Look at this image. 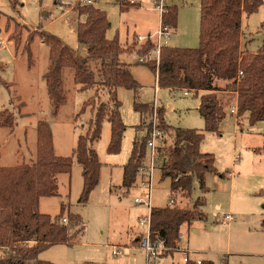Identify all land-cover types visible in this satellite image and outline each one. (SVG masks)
<instances>
[{"label":"rangeland","instance_id":"1","mask_svg":"<svg viewBox=\"0 0 264 264\" xmlns=\"http://www.w3.org/2000/svg\"><path fill=\"white\" fill-rule=\"evenodd\" d=\"M84 1L0 0V40L5 42L0 46V65L4 69L1 76L11 86L9 89L0 86V113L8 109L16 116L13 129L0 127V168H13L36 160L40 121L48 122L51 127L55 154L72 158L79 137L88 133L90 122L95 117L96 110L94 105H88L89 101L95 99L93 104L97 105L109 102L105 93L100 94L99 101L95 88L80 91L74 81V70L67 68L63 71L67 102L55 115L43 78L49 67L50 51L38 28L85 57L87 50L78 42L77 28L87 17L74 8L93 6L108 16L111 27L107 38L118 39L124 48L121 60L130 66L141 87L138 101L153 107L156 102V108L164 106L169 126L203 132L205 140L201 152L215 157L218 173H209L205 179L209 192L204 194L195 180L191 198L182 194L175 197V206L180 208L194 207L199 204V198L206 199L202 211L207 220L193 222L190 229L185 226L181 232L182 243L189 248L191 257L210 260L214 264H264V123L251 125L247 115L238 118V114H233L231 107L225 104L227 115L220 126V134L206 132L204 119L198 111L202 94L185 97L182 93L174 95L168 89H157L155 74L145 65L158 60L155 48L146 52L145 45L148 40H155L160 30V13L153 10L148 2L143 7L131 4L130 8L122 10L115 0H89L93 2L91 5ZM166 4L167 8L176 7L178 11L177 28L173 29L168 45L198 48L201 0H166ZM15 27L23 34L17 51L15 42L11 40ZM242 33V47L247 51L256 53L264 47V0L258 13L244 18ZM29 36L34 37V41L26 47ZM140 58L144 63H140ZM117 96L126 126L121 151L115 155L108 153L111 125L105 120L101 139L93 145L102 164L100 180L87 203H80L82 166L76 160L70 174L57 176L58 195L42 198L40 212L55 217L65 205L66 218L68 214H74L81 220L70 226L73 244L54 246L40 255L41 260L53 264H147V254L141 243L148 232V224L142 225V221L149 217L150 209L135 203V199L143 194L141 175L138 174L135 185L130 189L123 187V177L134 141L145 138L147 129L154 122L160 124V118L153 110L142 120L141 114L134 109L133 91L120 87ZM164 131L166 140L156 158L152 191L155 209L170 206L172 199L171 179L164 178L162 166L164 155L173 142L170 134ZM150 160L151 150L147 148L142 166H149ZM228 214L235 217L234 222L222 219ZM114 249L122 250L125 256H114ZM182 258V253L165 254L152 259L149 264H184Z\"/></svg>","mask_w":264,"mask_h":264},{"label":"trees","instance_id":"2","mask_svg":"<svg viewBox=\"0 0 264 264\" xmlns=\"http://www.w3.org/2000/svg\"><path fill=\"white\" fill-rule=\"evenodd\" d=\"M115 1L122 10L130 8L131 4L125 0ZM262 6L263 0H201L200 46L164 47L159 60L145 64L156 75L160 89L187 90L196 97L203 93L198 111L204 119L206 132L220 134L221 123L226 118L221 93L237 95L238 118L248 115L251 125L264 123V47L256 53L242 47L243 20L258 13ZM74 10L87 17L77 28L78 42L88 49L87 57H82L57 37L38 28L43 43L50 51L49 67L43 78L54 113L57 115L67 102L63 81V71L67 68L74 70V81L80 91L95 88L99 101L100 94L105 93L109 102L97 105L93 104L95 99L89 101L88 105H94L96 110L95 117L90 122L88 133L79 137L72 158L55 154L51 127L48 122L40 121L37 127L36 160L13 168H0V264H53L41 260L40 255L54 246L73 244L74 236L70 235V226L79 222L81 217L68 214L66 218L65 205H62L61 213L55 217L42 214L39 210L40 200L58 195L57 176L70 174L73 161L76 160L82 166L80 203L88 202L100 180L102 164L93 145L101 139L105 120L111 125L108 153L118 154L122 148L126 126L121 116L118 89L125 87L134 92V109L141 114L142 120L145 114L154 110L151 104L138 101L141 87L133 77L130 66L121 60L125 52L119 40L107 38L111 27L107 14L93 6H76ZM42 16L46 17L45 12H42ZM177 16V8L169 6L162 16V25L176 29ZM24 29L28 31L27 27ZM22 39V31L15 27L11 40L15 42L16 51ZM33 41L34 37L29 36L26 47ZM145 48L148 52L155 46L148 40ZM3 71L0 65V86L9 89L11 86L2 79ZM157 112L160 118L158 128L166 130L173 142L164 155L162 168L164 178L171 179V197L182 194L191 198L195 180L199 182L203 193H208L206 175L218 171L214 155L201 152L205 134L196 129L169 126L163 106ZM15 124L14 113L8 109L0 113V127L13 129ZM151 130L147 129V136L133 143L131 157L124 166L123 187L126 189L132 188L137 181L139 169L146 158ZM198 201L199 204L194 207L187 205L184 208L168 206L152 209L151 240L165 247L167 255L179 251L184 225L207 220L202 211L206 199L202 197ZM262 226L264 228V221ZM202 264L214 263L202 260Z\"/></svg>","mask_w":264,"mask_h":264},{"label":"built area","instance_id":"3","mask_svg":"<svg viewBox=\"0 0 264 264\" xmlns=\"http://www.w3.org/2000/svg\"><path fill=\"white\" fill-rule=\"evenodd\" d=\"M128 3L132 5H141L143 7V4L148 2L151 4L153 10H156L161 15V20L163 14L166 12V0H125ZM85 4L91 5L93 2L89 0L84 1ZM173 29L163 26L161 22L160 30L155 35V40H152L154 46H155V52L158 54V60L160 56L161 49L164 47H168V42L171 39V36L173 34ZM143 39H146L147 37H142ZM5 45V42L3 40H0V46ZM141 59V58H140ZM140 63H144V59L140 60ZM242 75V73H240ZM172 94L176 95L177 93H182L185 97H189L192 93H190L187 90H175L170 91ZM154 110L157 111L158 108L156 102L154 103ZM232 113H237V108H232ZM159 124H156L154 122V125L152 123L151 132H150V138L148 140L147 148L151 150V160L150 165L145 167L142 166L139 169V175H141V182H140V188L143 189V194L135 199V203L137 205H145L150 209V215L151 211L153 209L152 207V191L154 188V175L156 171V158L159 157V149L161 145L165 144L166 140V133L165 131L158 128ZM163 167V166H162ZM176 201L175 197H172L170 201V206H175ZM150 215L149 217H146L142 221V225L148 224V232L143 237L141 248L145 250L147 254V264L150 263V261L153 259L160 258L162 255H165L168 251L165 247H163L161 244L153 243L151 240V234H150ZM223 220H226L228 223L234 222L235 217L231 214L225 215V217L222 218ZM67 222V220H64ZM179 251L177 253L183 254V262L189 263V262H196V264H202V260L199 259H193L191 257V252L184 250L181 248V237L179 240ZM113 255L116 257L125 256L124 252L122 250H116L114 249Z\"/></svg>","mask_w":264,"mask_h":264},{"label":"crops","instance_id":"4","mask_svg":"<svg viewBox=\"0 0 264 264\" xmlns=\"http://www.w3.org/2000/svg\"><path fill=\"white\" fill-rule=\"evenodd\" d=\"M150 36V35H149ZM169 46V45H168ZM86 48V47H85ZM86 50H87V54H88V49L86 48ZM87 56V55H86ZM85 56V57H86ZM155 77H156V75H155ZM156 83H157V77H156ZM157 89H160L159 87H158V84H157ZM201 94H203V93H201ZM230 98H231V100H230ZM220 99L223 101V104L225 105H227L228 107H231V110H232V108H237V95L236 94H234V93H221L220 94ZM155 103V102H154ZM200 105V104H199ZM164 107V106H163ZM199 108V107H198ZM166 110V109H165ZM225 112H226V115H227V110H226V108H225ZM233 114H235V113H233ZM237 114V113H236ZM248 116V115H247ZM222 124V123H221ZM153 207V206H152ZM218 221H219V219H218ZM193 223H191V224H189V225H184L183 227H182V230H183V228H185V226H187L189 229H190V227H191V225H192ZM182 230H181V232H182ZM84 233V232H83ZM182 239H183V237H182V233H181V248L182 249H184V250H187V251H189V248L188 247H186V246H184V244L182 243ZM190 252V251H189ZM196 254H198V253H196ZM202 260H205V259H202ZM184 264H186V263H184Z\"/></svg>","mask_w":264,"mask_h":264}]
</instances>
